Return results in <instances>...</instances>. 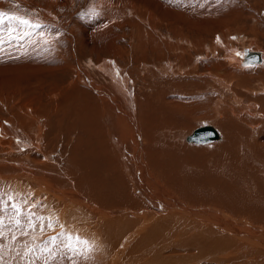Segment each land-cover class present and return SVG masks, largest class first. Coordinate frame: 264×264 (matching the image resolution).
<instances>
[{"label":"bare ground","instance_id":"obj_1","mask_svg":"<svg viewBox=\"0 0 264 264\" xmlns=\"http://www.w3.org/2000/svg\"><path fill=\"white\" fill-rule=\"evenodd\" d=\"M98 1L68 25L27 1L52 42L33 36L12 69L38 73L0 123V264H264V49L195 59L179 23L191 2ZM114 24L130 46L116 34L95 54ZM255 69L261 84L240 87Z\"/></svg>","mask_w":264,"mask_h":264},{"label":"rangeland","instance_id":"obj_2","mask_svg":"<svg viewBox=\"0 0 264 264\" xmlns=\"http://www.w3.org/2000/svg\"><path fill=\"white\" fill-rule=\"evenodd\" d=\"M27 1L28 2L34 1L36 2V4H38V6L42 7L43 9H48L52 12L57 11L56 12L58 15L57 17L58 18L60 17L59 19L61 20V23H64L65 25H68L66 24L68 22H65V21L69 17L73 16V18L79 19V17H82V16L87 17L89 14L96 15L97 10H100V9L102 10L104 8V6H98L99 4L98 0H68V1L66 0L64 2H56V3L50 2L49 0H0V11H3L9 15L20 17L21 19H26L30 22V24L26 26V25L20 24L16 20H12V21H6L3 25H0V41H2L0 42V58H1L0 60V118H1V122L0 123L5 121L6 119H9L10 115L15 112V109H16L15 103L14 102H11L10 104L6 103V100H8L7 99L8 96L13 93L12 90H14V88L18 86L23 87V86L28 85V79L30 77L36 76L37 75L36 73H38L37 70H34V69H38V67L33 64V66L31 67L33 68L31 69L32 74L29 73L30 70L27 68L28 71L26 72V74H23V73L19 74V76L26 75V77L17 79L16 78L17 75L15 76L16 74L15 72H18V71H13L14 66H16L15 70H19V68L17 69L19 65V61L18 60L16 61V59L27 56L29 54V51L31 50L30 47L32 43L33 42L39 43L38 39H40L44 44H47V45L52 42L49 36L47 35L48 31L47 32L41 31V26L44 24V19H49V18H46L44 15L40 16L38 10L35 8L37 6L30 8L28 6ZM187 2L188 3L191 2L190 5L192 7H188V8L191 10L192 13L190 12L187 14V12L185 11L180 16L179 23L181 25H184V32L186 34L185 37H187L186 43L188 44L189 42H191V44L189 43L188 45L189 47L190 45H192L191 52L194 54L195 59L215 57L218 53L230 55V51L227 50L228 48H230V50L232 48L243 50L246 45H247V48L256 47V48L264 49V0H186V3ZM188 8H187V11H188ZM130 10L134 13L136 12L135 7L134 8L132 7ZM190 14H192V16ZM135 17L138 18L139 15L135 13ZM189 17H193L192 21L191 19H189ZM251 17H254V18H251ZM91 20H93V18L90 20H87L86 22L92 23ZM185 23H188L189 26L188 25L185 26ZM36 25H39V27H36ZM258 27L259 29H257ZM120 30L121 29L119 28V26L114 24V28H112V30L108 28L106 30L105 28H103L102 31L100 30L98 32L99 34L98 33L95 34L92 40L96 45L99 46V49L98 51L95 52V54H98L99 52L106 53L108 51L109 42H112L114 40L113 38L116 37L115 36L116 34H117V37H116V40H114L116 45L120 44L124 46H130L129 39L121 38ZM35 35L37 37L33 41V36ZM219 36H220V39H223V42L221 43L219 39H216V38H219ZM254 37H257V38H254ZM30 40H32L33 42H31ZM101 40H103L104 43H102ZM214 40L218 47L217 46L214 47L213 45ZM199 41H204L205 43L204 52H202L201 54L199 53V46H200ZM252 42L253 44H250ZM26 44H28L27 45L28 47L25 48V50H23V48H19L20 46L22 47V45H26ZM200 44L202 46V43ZM227 51L228 53H226ZM87 53L88 52L85 50L84 55L85 54L87 55ZM82 63L85 66H87L89 70H93V69L100 70V68H98L97 65L92 64V61H90L89 58L82 59ZM236 66L240 67L241 65L240 66L236 65ZM204 67L201 66L199 68L203 71ZM241 67H245V66H241ZM10 70L13 71L14 74ZM246 76H243L242 74L237 79V83L239 84L241 83L240 87H242L243 85L245 87L246 85L250 86L251 84H255L258 87L261 84L260 83L261 80L258 79L259 76H261L260 70H257V69L249 70L247 71ZM247 79L248 80L252 79V80L248 82ZM253 80H255L256 82L255 81L252 82ZM258 80L260 82H258ZM256 86L251 85L250 89H252V87L256 88ZM253 101L254 100L251 98H245V97L243 98L244 104L246 102H247L246 104H250ZM243 103L242 105H244ZM207 121H210V120L208 119ZM201 123L203 122H200V124H198L197 126H194L192 132L196 128H198V126L199 128H201V127H204L205 125H210V124H201ZM260 234L264 237V232H261Z\"/></svg>","mask_w":264,"mask_h":264},{"label":"snow or ice","instance_id":"obj_3","mask_svg":"<svg viewBox=\"0 0 264 264\" xmlns=\"http://www.w3.org/2000/svg\"><path fill=\"white\" fill-rule=\"evenodd\" d=\"M12 20H16L20 24H23V25H26V26L30 24V22L28 20H26V19H21L20 17L14 16V15H9V14L3 12V11H0V25H3L6 21H12ZM36 27H39V25H36ZM0 42H2V41H0ZM237 55H240V54L237 53ZM17 211L19 212V209H17ZM16 223H19V220H17ZM48 226L51 227V223H49ZM51 239L54 241L55 237H53ZM72 239H73L72 236L68 237V243L65 244V247L75 251L76 249L74 248L73 244L71 243ZM75 240H76V243H77V246H78L81 243L80 238L79 237H75ZM83 243L86 244L87 242L85 241Z\"/></svg>","mask_w":264,"mask_h":264},{"label":"water","instance_id":"obj_4","mask_svg":"<svg viewBox=\"0 0 264 264\" xmlns=\"http://www.w3.org/2000/svg\"><path fill=\"white\" fill-rule=\"evenodd\" d=\"M247 52V51H246ZM246 63L251 64L253 62H257L261 60V56L259 52H252L247 55L243 56ZM206 132H203V129L198 130L195 134L192 135L193 138L202 140L207 138H212L216 133L213 129L207 128L204 130Z\"/></svg>","mask_w":264,"mask_h":264}]
</instances>
